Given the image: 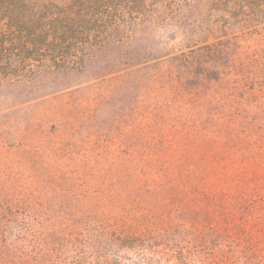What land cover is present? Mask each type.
<instances>
[{"label": "rangeland", "instance_id": "rangeland-1", "mask_svg": "<svg viewBox=\"0 0 264 264\" xmlns=\"http://www.w3.org/2000/svg\"><path fill=\"white\" fill-rule=\"evenodd\" d=\"M14 1L0 264H264V0Z\"/></svg>", "mask_w": 264, "mask_h": 264}, {"label": "trees", "instance_id": "trees-1", "mask_svg": "<svg viewBox=\"0 0 264 264\" xmlns=\"http://www.w3.org/2000/svg\"><path fill=\"white\" fill-rule=\"evenodd\" d=\"M77 2L78 3H76L74 6H78V7L79 6H85V4H84V2H82V0L81 1L79 0ZM14 4H15L14 0L0 2V10H1L0 13H2L3 16H6L5 15L6 13L12 14L13 11H6L7 9L3 10L2 8H8L9 6H12V5L14 6ZM3 5H5V6H3ZM90 8H92V7H90ZM89 12L90 13H94L95 11L93 10V11H89ZM1 21H2V18L0 17V22ZM20 22L21 21H18L15 18H12L11 22H10V25L8 27L9 28H13V29H15V28L20 29L21 28L19 26ZM55 23H57V22L55 21ZM42 25L44 27L45 24H42ZM50 25H51V23L49 22V26ZM55 27H57V26H55ZM83 27H84V29L86 31H88V30H90V28H92V27H90L89 21H87L86 24H84ZM39 28H41V26H39ZM69 28L71 30H74V31L76 30L74 25H69ZM13 36L14 37H12L11 35H7V36H3V38H0V54L2 52H4V51H7V50L10 49V48H6V47L3 46L4 42H9L10 45L12 47H14V42H16V40L18 41L19 46H21L22 48H24L26 44H31V46L34 47V49L32 51H27V53L29 55H31V56H36V57H39L41 55L40 54V49H41L40 46H50V47L58 46L59 47V44H57V43L48 42L49 34L47 32H45V33L42 32V33H40L38 35H35V34H33V35L31 34L30 35L29 34V35L23 36V37H22V35H20L19 37H17V35H13ZM53 36H56V35H53ZM66 37L68 39H77V35H75V34L74 35H63L62 37H59V38L63 39V45H60V47L61 46L65 47V49H67L66 52H69L73 48L74 45L69 43L67 41L68 39L64 40ZM23 38H25L27 40L26 41H24V40L22 41ZM64 42L67 43V45L64 46Z\"/></svg>", "mask_w": 264, "mask_h": 264}]
</instances>
